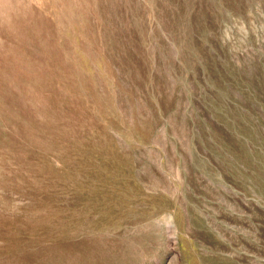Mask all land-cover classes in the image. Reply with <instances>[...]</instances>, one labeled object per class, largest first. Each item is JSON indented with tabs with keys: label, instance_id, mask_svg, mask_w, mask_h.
<instances>
[{
	"label": "rangeland",
	"instance_id": "374dc122",
	"mask_svg": "<svg viewBox=\"0 0 264 264\" xmlns=\"http://www.w3.org/2000/svg\"><path fill=\"white\" fill-rule=\"evenodd\" d=\"M0 264H264V0H0Z\"/></svg>",
	"mask_w": 264,
	"mask_h": 264
}]
</instances>
